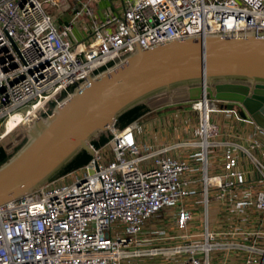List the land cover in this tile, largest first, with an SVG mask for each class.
Returning a JSON list of instances; mask_svg holds the SVG:
<instances>
[{
    "label": "built area",
    "instance_id": "built-area-1",
    "mask_svg": "<svg viewBox=\"0 0 264 264\" xmlns=\"http://www.w3.org/2000/svg\"><path fill=\"white\" fill-rule=\"evenodd\" d=\"M247 32L264 37V0H0V142L136 47ZM205 100L193 136L138 142L136 120L112 123L85 164L0 203V264H264V130ZM217 113L258 133L221 131Z\"/></svg>",
    "mask_w": 264,
    "mask_h": 264
},
{
    "label": "water",
    "instance_id": "water-1",
    "mask_svg": "<svg viewBox=\"0 0 264 264\" xmlns=\"http://www.w3.org/2000/svg\"><path fill=\"white\" fill-rule=\"evenodd\" d=\"M205 99L237 105L264 130V37L208 34L136 47L31 123L0 164V203L38 188L80 150L90 154L88 143L124 111Z\"/></svg>",
    "mask_w": 264,
    "mask_h": 264
},
{
    "label": "crops",
    "instance_id": "crops-1",
    "mask_svg": "<svg viewBox=\"0 0 264 264\" xmlns=\"http://www.w3.org/2000/svg\"><path fill=\"white\" fill-rule=\"evenodd\" d=\"M74 4L75 2H73L72 5ZM65 12L68 13L66 14ZM63 13L66 16V20H68L70 16V10H66ZM74 34H77V36L79 37L82 34L81 30L77 26L73 29V35ZM171 106L173 105L163 106L155 110H147L145 108L146 111L142 113L137 119H135L136 121L134 122V130L138 142L161 144L169 143L175 140L179 141L187 137L193 136L196 130V124L191 122V119H180V116H178L177 113L182 112L183 110L179 111L177 108ZM181 116H183V114H181ZM212 120L216 122L219 129L224 132L230 130L235 133H241L243 135H248L250 133H258L253 124L248 123L246 121H236L228 113H217L216 115H213ZM189 123L193 124L189 125ZM161 124H163L165 127L169 125L167 133H171V135L161 134L162 132L160 131V128L164 127L163 125L161 126ZM142 125L144 127L143 129L141 128ZM144 129H146V131L150 133L148 136H145L143 134ZM260 140L264 142L263 139ZM183 154L184 151L182 149L171 152V155L175 156H181ZM195 214H197V211H195ZM196 223L197 219L195 217L192 221V224L190 225L193 228H196Z\"/></svg>",
    "mask_w": 264,
    "mask_h": 264
},
{
    "label": "rangeland",
    "instance_id": "rangeland-1",
    "mask_svg": "<svg viewBox=\"0 0 264 264\" xmlns=\"http://www.w3.org/2000/svg\"><path fill=\"white\" fill-rule=\"evenodd\" d=\"M90 6L92 7L93 11L96 13V8L93 6L92 3H90ZM60 8V7H59ZM58 9L57 7H52V8H48V11H54ZM66 14L68 12H65ZM57 14V13H56ZM96 15V14H95ZM86 19V17H84ZM97 19H99V16L97 15L96 16ZM65 19V20H64ZM55 22L56 23H64L66 22V16L64 15V13H59L57 15H55ZM81 25V20L80 19H77L76 20V26H80ZM75 36H77V34H74ZM79 37V36H77ZM199 101L196 100V101H188V102H181V103H176V104H172L173 106L171 107H175L177 108L179 111L180 110H183L182 112H178V116H180L179 118H184L185 120L188 119L190 120L191 119V122H193L194 124H196V111L194 110V108H197V106L199 105L198 103ZM214 103H217V102H214ZM22 110V108H21ZM239 112L240 114H243L241 112V109L239 108ZM181 114H183V116H181ZM193 123H189V125L193 124ZM163 124H161L162 126ZM167 125V124H166ZM164 126V125H163ZM171 126V125H170ZM141 128L143 129V125L141 126ZM169 129V125H167L166 127H161L160 128V131L162 132L161 134L163 135H171V133H167ZM26 130L23 129V128H18L16 130H14L13 132H11L10 134H8L1 142H0V145L3 146V148L7 151V152H10L11 149L16 145L18 144L23 138H25L26 136ZM143 134L145 136H148L150 133H148V131H146V129L143 130ZM157 217L156 218H153V219H149L147 222V225L148 226H152L153 224H155L156 222H158L159 220L161 219H164V215L162 214V211H159L157 213ZM144 263H148V264H154V261L153 259H145V261H143Z\"/></svg>",
    "mask_w": 264,
    "mask_h": 264
},
{
    "label": "trees",
    "instance_id": "trees-1",
    "mask_svg": "<svg viewBox=\"0 0 264 264\" xmlns=\"http://www.w3.org/2000/svg\"><path fill=\"white\" fill-rule=\"evenodd\" d=\"M102 71L100 69L98 72ZM96 72V73H98ZM95 73V74H96ZM146 111L145 107L143 105H136L123 113H121L115 120L114 125L117 128H122L131 122H133L135 119H137L142 113ZM105 140V137L103 135H100L96 140H92L91 142L94 145H99ZM25 141V138H23L18 144H16L11 152L7 153L6 150L0 145V164L4 162L13 152H15ZM89 154L86 153L84 150H80L78 153H76L66 164H64L52 177L65 173L67 171H70L72 169H76L83 164L87 162L89 159Z\"/></svg>",
    "mask_w": 264,
    "mask_h": 264
},
{
    "label": "bare ground",
    "instance_id": "bare-ground-1",
    "mask_svg": "<svg viewBox=\"0 0 264 264\" xmlns=\"http://www.w3.org/2000/svg\"><path fill=\"white\" fill-rule=\"evenodd\" d=\"M205 101H206V100H205ZM205 101H204V103H205ZM205 104H206V103H205ZM203 105H204V104H203ZM198 106H199V105H198ZM198 106H197V107H198ZM204 106H206V105H204ZM7 126H8V127L10 126L9 129H12L11 121H10V120L8 121Z\"/></svg>",
    "mask_w": 264,
    "mask_h": 264
},
{
    "label": "flooded vegetation",
    "instance_id": "flooded-vegetation-1",
    "mask_svg": "<svg viewBox=\"0 0 264 264\" xmlns=\"http://www.w3.org/2000/svg\"><path fill=\"white\" fill-rule=\"evenodd\" d=\"M12 150V149H11ZM7 152V151H6ZM11 152V151H10ZM7 153H9V152H7Z\"/></svg>",
    "mask_w": 264,
    "mask_h": 264
}]
</instances>
